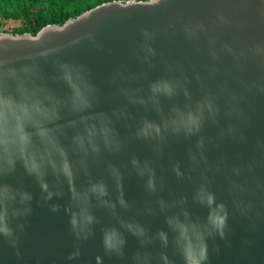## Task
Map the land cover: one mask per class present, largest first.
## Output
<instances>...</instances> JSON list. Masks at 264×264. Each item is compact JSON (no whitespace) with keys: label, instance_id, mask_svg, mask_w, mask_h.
Segmentation results:
<instances>
[{"label":"water","instance_id":"obj_1","mask_svg":"<svg viewBox=\"0 0 264 264\" xmlns=\"http://www.w3.org/2000/svg\"><path fill=\"white\" fill-rule=\"evenodd\" d=\"M0 227V264H264V0L0 34Z\"/></svg>","mask_w":264,"mask_h":264},{"label":"trees","instance_id":"obj_2","mask_svg":"<svg viewBox=\"0 0 264 264\" xmlns=\"http://www.w3.org/2000/svg\"><path fill=\"white\" fill-rule=\"evenodd\" d=\"M82 1L84 0H0V16L7 17L10 15L25 14L28 16L26 18V28L20 33L35 35L41 28L47 25H61L66 20L74 18L86 11V9L89 10L98 4H93L85 9L75 8L68 10V7H76ZM119 1L126 2L132 0Z\"/></svg>","mask_w":264,"mask_h":264},{"label":"rangeland","instance_id":"obj_3","mask_svg":"<svg viewBox=\"0 0 264 264\" xmlns=\"http://www.w3.org/2000/svg\"><path fill=\"white\" fill-rule=\"evenodd\" d=\"M107 0H84L80 2L76 7H68V10L73 9H85L91 5L96 6L102 3H105ZM108 2V1H107ZM87 10V9H86ZM26 16L25 14L10 15L7 17L0 16V34L8 35H20V34H29V33H20L26 28Z\"/></svg>","mask_w":264,"mask_h":264},{"label":"clouds","instance_id":"obj_4","mask_svg":"<svg viewBox=\"0 0 264 264\" xmlns=\"http://www.w3.org/2000/svg\"><path fill=\"white\" fill-rule=\"evenodd\" d=\"M42 190L46 191L47 192V185L46 184H42ZM47 198L50 199L51 198V193L48 192L47 193ZM70 223L73 225V227L75 228L77 226V221L75 218H73ZM222 223V221H221ZM9 232H8V229L5 228V227H0V235H8ZM107 243V241H106Z\"/></svg>","mask_w":264,"mask_h":264}]
</instances>
